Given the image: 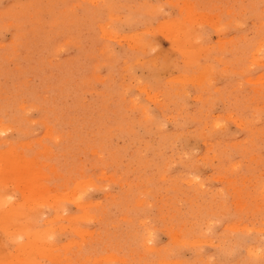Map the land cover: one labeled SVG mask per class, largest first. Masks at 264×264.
<instances>
[{"label":"rangeland","instance_id":"rangeland-1","mask_svg":"<svg viewBox=\"0 0 264 264\" xmlns=\"http://www.w3.org/2000/svg\"><path fill=\"white\" fill-rule=\"evenodd\" d=\"M0 264H264V0H0Z\"/></svg>","mask_w":264,"mask_h":264}]
</instances>
